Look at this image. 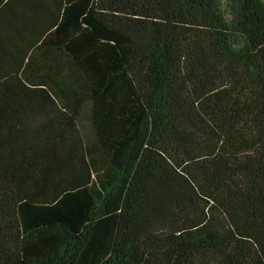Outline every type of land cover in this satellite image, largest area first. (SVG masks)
Instances as JSON below:
<instances>
[{"label": "trees", "instance_id": "obj_1", "mask_svg": "<svg viewBox=\"0 0 264 264\" xmlns=\"http://www.w3.org/2000/svg\"><path fill=\"white\" fill-rule=\"evenodd\" d=\"M0 264H264V0H0Z\"/></svg>", "mask_w": 264, "mask_h": 264}]
</instances>
